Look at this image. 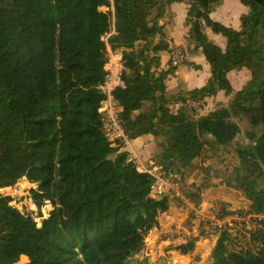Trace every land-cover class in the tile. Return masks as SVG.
Instances as JSON below:
<instances>
[{
	"label": "trees",
	"instance_id": "16d2710c",
	"mask_svg": "<svg viewBox=\"0 0 264 264\" xmlns=\"http://www.w3.org/2000/svg\"><path fill=\"white\" fill-rule=\"evenodd\" d=\"M220 1L0 0V188L25 178L34 184L28 196L35 204V211H22L0 193V264L21 256L23 264H125L169 208L167 195L152 196L153 178L102 132L108 47L124 50L123 87L113 91L124 133L163 135L154 163L166 171L174 166L183 178L206 147H232L240 133L234 118L248 120V142L234 148L242 172L235 183L249 211L264 213V188L254 187L264 175V3L240 0L246 11L235 29L209 17ZM174 2L187 4L189 37L203 49L211 76L169 96L164 80L175 67L158 70L169 49L159 20ZM204 26L225 38L224 49ZM239 65L249 79L227 106L196 119L185 109L168 111L171 98L187 94L202 103L220 90L230 93L228 73ZM146 102L151 106L137 112ZM259 225L246 250L228 249L220 235L213 264H264L263 219Z\"/></svg>",
	"mask_w": 264,
	"mask_h": 264
},
{
	"label": "rangeland",
	"instance_id": "374dc122",
	"mask_svg": "<svg viewBox=\"0 0 264 264\" xmlns=\"http://www.w3.org/2000/svg\"><path fill=\"white\" fill-rule=\"evenodd\" d=\"M238 23L240 25V22ZM238 27L240 29V26ZM158 39L159 36L156 35L155 41ZM182 50L186 55V49L182 48ZM184 61L180 66L184 67L185 72H189L190 67L185 64L187 58ZM231 72L229 79L232 88L234 90L245 88L249 79L248 70L244 66L239 65ZM187 81L186 86L197 83L193 73L188 76ZM181 91L185 92V90ZM218 101H221V103ZM222 104H224L222 99L211 97V99L202 103L199 101L198 106L183 109L188 111L192 118L196 119L199 116L211 114ZM150 106L151 103L146 102L141 110L137 112L144 111ZM234 119L240 127V133L233 141L232 147L227 150L214 148L212 152L206 147L204 152L196 158L194 166L186 172L183 171L181 184L185 188V198L182 200L169 198V206L171 205V208L166 214H169L170 218L164 220V213L159 216V226L151 229L145 235L143 246L139 250H131L127 254L125 264H213L212 251L217 240L214 241L212 237L209 238V234H204L200 231L199 226L209 214L212 205L218 203L224 206V208L244 210L245 203L249 201L235 183L236 180H240L242 172L240 171V162L234 148L239 144L245 145L248 142L245 132L250 130L251 126L243 116ZM125 146H122L121 150ZM164 146L165 138L163 135L155 137L150 135L141 144L140 150H132L131 153L127 152L130 158L138 161V164L141 162L143 165H147L151 162L159 161L160 153L163 151ZM114 156L115 153L109 155V158L113 159ZM170 174L172 180H175L179 172H176L173 166ZM226 181H229V185H226ZM33 186L34 184L22 178L17 181L14 187L1 188L0 193L3 195L8 193V195L12 196L14 199L11 203L16 205L20 210L35 211V204L28 196L29 189ZM257 186L264 188V175L255 177L254 187ZM186 200L189 202H185ZM202 201H204L203 204H201ZM190 202H193V207H189ZM199 202V210H196L195 205ZM46 208H50V205L45 204L43 211ZM35 219L38 225H40V217H36ZM246 227L247 225L244 224L242 229L249 231ZM182 240H185V242L182 243ZM188 244L191 246L189 247ZM246 244L247 236L245 233H241V231H239L237 237L226 239L227 248L233 251L246 250ZM178 246L188 248V251L183 253ZM23 263L19 260L16 264Z\"/></svg>",
	"mask_w": 264,
	"mask_h": 264
},
{
	"label": "built area",
	"instance_id": "2783aa9c",
	"mask_svg": "<svg viewBox=\"0 0 264 264\" xmlns=\"http://www.w3.org/2000/svg\"><path fill=\"white\" fill-rule=\"evenodd\" d=\"M108 61L105 63L104 68L107 70L106 79L101 86L102 91L105 94V99L101 102L98 112L101 115L102 120V132L105 138L114 146H124L129 143L131 139H128L124 133L123 126L119 117V108L113 98V91L118 87H123L121 79L123 68V49L115 48L110 49ZM169 65L171 67H177L185 60V54L181 47L171 46L169 47ZM199 100L193 99L189 95H184L182 98H171L168 101L167 107L171 114H177L183 108H191L192 106H198ZM136 167L139 171L148 173L153 178L152 184V196L158 197L167 195L170 199H184L185 188L181 184V176H177L175 180H172L170 172L166 171L161 165H157L154 162L143 165L141 162L134 160ZM1 189V188H0ZM5 195H8L5 194ZM10 204H12L10 202ZM264 220V213L255 214L247 210H233L224 208L221 204L216 203L211 206L209 214L205 220L199 226L200 231L204 234H217L225 235L227 238L237 237L239 231L245 233L247 236V244L245 249L251 248V235L253 230L260 226L259 220ZM247 225L246 231L243 225ZM182 243L185 240L181 241Z\"/></svg>",
	"mask_w": 264,
	"mask_h": 264
},
{
	"label": "crops",
	"instance_id": "0c3cea01",
	"mask_svg": "<svg viewBox=\"0 0 264 264\" xmlns=\"http://www.w3.org/2000/svg\"><path fill=\"white\" fill-rule=\"evenodd\" d=\"M165 7H166L165 13L163 17L159 20V24L162 25V31L165 34V39L169 43V47L174 45V46H179L181 48H185L186 49L185 58H187V62H192L199 65L198 69L189 66L190 67L189 72H185L184 67L179 65L175 67L172 74L166 77V79L164 80V83L166 85V92L169 96H175L181 90L188 91L197 87H201L207 82L208 78L211 76V73H210V65L204 58L203 49L201 47L199 48L196 47L193 41L189 37L190 31H189V18L187 16V4L182 2H174L171 3L170 5L165 4ZM245 11H246L245 6L240 2V0H221L209 13V17L212 20L219 21L226 26H231L235 29H238L239 28L238 26H240L238 25L239 24L238 22H240V16L241 14L245 13ZM204 32L209 40L216 43L221 49H224L225 38L221 34L214 33L207 26H204ZM168 52L169 49L167 51L160 53L161 62L158 68L159 72H164L170 67L168 62L169 59ZM191 69L193 70L190 72ZM192 73L196 78L197 83L194 85L186 86V83L188 82L187 78ZM231 73H232L231 71L228 73V78H230ZM247 74L249 73L247 72ZM236 91L237 90L233 89L230 93H225L223 90H220L215 96H211V97H217L218 99H222L224 103L222 104V106H227L233 99L234 93ZM211 97L205 98L204 101L211 99ZM218 102L221 103V101ZM150 135L151 134H145L135 139H131L129 143L125 147H123L122 150L125 149L130 153L132 150L133 151L140 150L141 144H143V142H145ZM185 202H189V201L186 200ZM203 202L204 201H202L201 204H203ZM199 204L200 202L196 203L195 205L196 208L194 207L196 210H199L198 207ZM189 207H193V202H190ZM249 207H250V202L248 201L245 203V210L249 209ZM170 208L171 205L169 206L168 210ZM166 212H164L163 214L164 220L170 218V215L166 214ZM208 236L209 238L212 237L214 241L218 240L219 238L217 234H209Z\"/></svg>",
	"mask_w": 264,
	"mask_h": 264
},
{
	"label": "water",
	"instance_id": "95a60500",
	"mask_svg": "<svg viewBox=\"0 0 264 264\" xmlns=\"http://www.w3.org/2000/svg\"><path fill=\"white\" fill-rule=\"evenodd\" d=\"M253 1H255V2L259 3V4L264 3V0H253ZM225 183H226V185H229V181H226Z\"/></svg>",
	"mask_w": 264,
	"mask_h": 264
},
{
	"label": "bare ground",
	"instance_id": "6f19581e",
	"mask_svg": "<svg viewBox=\"0 0 264 264\" xmlns=\"http://www.w3.org/2000/svg\"><path fill=\"white\" fill-rule=\"evenodd\" d=\"M20 261H22V262H26V258H25V256H21V257H20Z\"/></svg>",
	"mask_w": 264,
	"mask_h": 264
}]
</instances>
